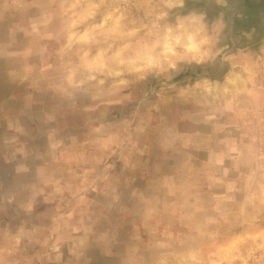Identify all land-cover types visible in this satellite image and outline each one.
I'll return each mask as SVG.
<instances>
[{
    "label": "rangeland",
    "instance_id": "obj_1",
    "mask_svg": "<svg viewBox=\"0 0 264 264\" xmlns=\"http://www.w3.org/2000/svg\"><path fill=\"white\" fill-rule=\"evenodd\" d=\"M2 155L0 264H264V0H0Z\"/></svg>",
    "mask_w": 264,
    "mask_h": 264
},
{
    "label": "crops",
    "instance_id": "obj_2",
    "mask_svg": "<svg viewBox=\"0 0 264 264\" xmlns=\"http://www.w3.org/2000/svg\"><path fill=\"white\" fill-rule=\"evenodd\" d=\"M5 129H8V130H11L12 129V131H14V130H16V128H12L11 126H6L5 125ZM13 156V158L16 156V155H12ZM8 159H11L10 158V156L9 155H2V156H0V161H6V163H7V160ZM12 170V169H11ZM1 173V172H0ZM1 176H2V178L3 177H5L6 175H4V172H2V174H1ZM8 176H10V175H8ZM2 185V182H0V186ZM36 208L38 209V210H40V209H42V206H36Z\"/></svg>",
    "mask_w": 264,
    "mask_h": 264
}]
</instances>
